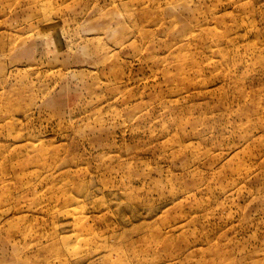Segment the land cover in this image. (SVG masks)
<instances>
[{
	"label": "rangeland",
	"instance_id": "obj_1",
	"mask_svg": "<svg viewBox=\"0 0 264 264\" xmlns=\"http://www.w3.org/2000/svg\"><path fill=\"white\" fill-rule=\"evenodd\" d=\"M0 264H264V0H0Z\"/></svg>",
	"mask_w": 264,
	"mask_h": 264
}]
</instances>
